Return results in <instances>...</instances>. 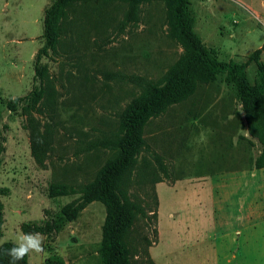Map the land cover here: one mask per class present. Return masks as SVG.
<instances>
[{"label": "rangeland", "instance_id": "1", "mask_svg": "<svg viewBox=\"0 0 264 264\" xmlns=\"http://www.w3.org/2000/svg\"><path fill=\"white\" fill-rule=\"evenodd\" d=\"M51 1L0 0V243L17 240L22 226L36 232L34 225L52 221L41 233L44 251L29 253L26 264H44L46 258L49 264H103L104 203L92 200L67 221L59 220L60 210L78 201L113 157L106 141L117 132L121 114L184 47L164 0L136 6L73 1L61 8L52 45L35 74L43 12ZM261 1L188 0L193 32L218 60L247 61L259 49L245 68L249 83L256 79V62L264 64ZM24 95L14 109L6 107L7 100ZM141 139L124 179L142 209L125 236L131 264H153L151 257L162 264L168 250L174 251L172 264H200L201 258L179 259L195 239L209 234L208 242H217L211 234L220 232L223 213L236 210L234 195L230 206L218 210L212 200L218 180L255 172L257 144L246 130L234 85L223 76L198 83L185 99L150 117ZM53 184L73 191L50 197ZM193 249L202 255L200 242ZM242 251L236 254L241 252V264H254Z\"/></svg>", "mask_w": 264, "mask_h": 264}, {"label": "trees", "instance_id": "2", "mask_svg": "<svg viewBox=\"0 0 264 264\" xmlns=\"http://www.w3.org/2000/svg\"><path fill=\"white\" fill-rule=\"evenodd\" d=\"M80 0H52L43 12L44 43L35 54L34 73L38 74L40 56L51 47L55 22L61 8L70 2ZM130 6H136L145 0H125ZM168 5L169 17L175 33L184 47V53L161 78L154 82H145L144 92L128 104L120 116L117 132L106 141L114 155L106 161L96 178L85 187L76 202L62 207L59 220L74 218L84 205L92 200L104 203L106 214L102 225V237L99 253L103 264H131L133 255L125 241L126 233L132 226L135 215L142 213L140 205L128 195L126 184L134 161V155L142 144L141 131L148 119L163 111L168 105L177 103L192 94L196 85L216 76L233 84L245 118L246 130L256 144V154L252 168L264 167V64L256 62V79L249 83L245 74L248 60H257L259 49L254 50L247 61L218 60L214 51L204 45L193 32V16L188 0H164ZM27 95L14 97L6 101L10 110L22 102ZM73 191L70 186L53 184L48 189L51 197L66 195ZM2 204L0 203V237ZM55 223L36 224V232L46 233ZM22 232L27 230L22 226ZM150 242H146L148 247ZM12 247L11 242L0 243V264H9V257L3 255V249ZM27 256L18 264H26ZM59 264L62 260L59 259ZM44 264H49L46 258Z\"/></svg>", "mask_w": 264, "mask_h": 264}, {"label": "crops", "instance_id": "3", "mask_svg": "<svg viewBox=\"0 0 264 264\" xmlns=\"http://www.w3.org/2000/svg\"><path fill=\"white\" fill-rule=\"evenodd\" d=\"M261 4L264 5V0ZM224 177L221 176L218 180L221 184L215 195L212 194V200L217 203L220 210L221 206L223 208L230 206L231 196L234 195L236 197L235 212L223 213L222 223L219 224L220 232L211 234L217 242H208L209 234L202 236L200 241L193 240L190 253L188 255L186 253L184 257L181 256L179 263L201 258L200 264H228L231 261L233 264H241V252L240 257H236L239 250H243L242 254L250 256L254 264L264 260V167L255 169L254 173ZM241 187H245V192H240ZM216 188L218 189V186ZM225 212L228 211L225 210ZM199 242L202 248L201 256L196 254V249H193ZM233 245L236 249L231 252L228 248ZM226 251L229 252L228 256ZM173 252L168 250L161 255L164 258H162V264H172L169 256ZM182 258L184 259L181 261ZM150 259L153 264H159L155 258Z\"/></svg>", "mask_w": 264, "mask_h": 264}, {"label": "clouds", "instance_id": "4", "mask_svg": "<svg viewBox=\"0 0 264 264\" xmlns=\"http://www.w3.org/2000/svg\"><path fill=\"white\" fill-rule=\"evenodd\" d=\"M43 244V234L39 232L24 233L12 242V247L3 249V255L9 257V264H18L29 253L43 252Z\"/></svg>", "mask_w": 264, "mask_h": 264}]
</instances>
